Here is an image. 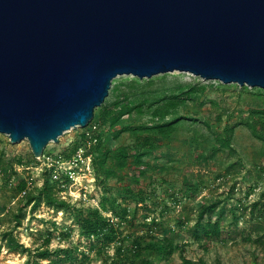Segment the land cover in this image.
Returning <instances> with one entry per match:
<instances>
[{
  "label": "water",
  "instance_id": "water-1",
  "mask_svg": "<svg viewBox=\"0 0 264 264\" xmlns=\"http://www.w3.org/2000/svg\"><path fill=\"white\" fill-rule=\"evenodd\" d=\"M264 89V0H0V133L35 158L119 75Z\"/></svg>",
  "mask_w": 264,
  "mask_h": 264
},
{
  "label": "rangeland",
  "instance_id": "rangeland-1",
  "mask_svg": "<svg viewBox=\"0 0 264 264\" xmlns=\"http://www.w3.org/2000/svg\"><path fill=\"white\" fill-rule=\"evenodd\" d=\"M133 79L139 82L150 80L139 79L133 75H119L113 80L112 87ZM154 79L156 82L163 81L167 84L180 82L207 86L203 96L204 104L200 105V101H197L196 116L201 120L210 121L215 126L220 124V128L226 123H236L233 145L237 152L233 157L226 152H221L207 162L198 161L194 157L196 152L192 155L190 143L186 140L196 134L205 141L209 134L208 129L203 123L187 122L186 127L182 128L172 143L163 144L146 156L151 166L140 184L132 183L129 178L122 181L117 179L108 181V187L119 201L122 200V195L117 192V189L125 185H132L135 189L142 188L149 195L148 207L138 203L136 211L131 214V219L123 221L119 218V222H123L120 223V237L128 238L127 243H130L138 236H144L146 241L153 237L173 236L174 242L181 244L182 251H175L169 258L160 263L154 261L153 264H182V252L192 260L203 258L207 264H264V245L250 243L244 239L248 236L256 239L258 235H261L254 231V226L260 220L264 210L262 214L259 212L250 214V206L258 200L260 193L264 190V171L260 169L264 167V157L261 154L263 144L254 136L246 121L250 108L264 107V95L255 87L206 80L185 71L169 72ZM186 110L193 114L197 112L192 105ZM229 115L232 116L230 119ZM147 120L145 117L143 122ZM83 129L74 127L65 131L58 142L49 143L44 153L56 156L70 152L72 143L79 138ZM131 143L132 138L129 133H123L118 140L111 142V146ZM19 158L22 159L23 164L18 163ZM34 158L28 140L13 143L7 134L0 133V264H26L30 258L27 252L9 250L5 245L4 235L14 228L13 213L17 212L21 205L20 198L14 194L19 180L32 177V182L38 187L42 185L40 170L44 160L35 158V161ZM2 161L3 164H1ZM232 163L235 166L228 171ZM10 164L18 174L12 172ZM6 167L7 169H4ZM95 178V174L92 177L89 176V179L79 177L78 183L68 187L66 198H71L77 206H90L94 202L99 204L105 191L102 185L93 183V180L92 187H89L92 192L91 197L85 205L80 201L82 193L91 184V179ZM187 178L189 184L197 188L195 191L184 192ZM250 187H256V189L248 195ZM213 200L219 201L218 210H225L226 217L230 220L232 208H235L234 214L238 215V222H233L227 232L223 233L224 241H198L192 233V226L196 222L199 203ZM239 206L247 210L236 209ZM130 207L134 211L136 202H131ZM152 218L156 220L154 223L151 221ZM180 219L185 222V227L177 225ZM222 224L227 227L229 225L225 221H222ZM14 233L24 247L31 250L46 247L45 240L49 235L51 239L48 247L53 250L59 247L78 246L89 255V261L84 264H109L116 249L115 244L111 243L101 251L98 250L101 248L100 244L96 249L90 250L89 241L80 234V229L74 223L71 212L56 211L45 204L40 205L34 212H31L28 207L23 225L15 229ZM261 233L264 234V232ZM31 259L33 260V256ZM35 264H48V260L36 261Z\"/></svg>",
  "mask_w": 264,
  "mask_h": 264
},
{
  "label": "trees",
  "instance_id": "trees-1",
  "mask_svg": "<svg viewBox=\"0 0 264 264\" xmlns=\"http://www.w3.org/2000/svg\"><path fill=\"white\" fill-rule=\"evenodd\" d=\"M255 88L264 95V89ZM206 91L207 86L198 83L174 82L167 84L163 81L156 82L155 79L146 82L133 79L114 85L102 106L95 109L94 118L90 123V125L95 124L98 127L97 142L92 145L91 149L94 154L93 167L96 183L99 186L102 185L105 191L99 206H77V204L60 198V182L53 180L49 172H44V181L40 187L29 188L27 180L21 178L14 192L15 196L20 198L21 205L17 212L13 213L14 228L4 235L6 247L11 251L21 250L29 253L30 258L26 264H35L36 261L41 260H48V264L67 262L84 264L89 261V255L80 250L78 246L59 247L54 250L49 248L51 235L45 240L46 247H38L35 250L25 248L16 237L14 230L22 226L23 220L27 216V208L30 207V211L34 212L40 205L45 204L56 211L71 212L74 223L80 229V234L89 241L90 250L96 249L100 244L101 248L98 250L101 251L107 245L114 243L115 254L109 264H153L154 261L160 263L175 251H182L181 244L175 243L173 236L153 237L149 241H146L144 236H138L130 243H127L128 238L120 237V223L123 222H119V218L123 221L131 219V214L136 211L138 203L148 207L149 195L142 188L135 189L132 185H125L117 189V192L122 195V200L119 201L108 187V181L110 179L122 181L129 178L132 183L140 184L141 179L147 175L151 166V163L146 160V156L152 154L161 145L172 143L182 128L186 127L187 122L203 123L209 133L205 141L196 134L186 140L190 143L192 155L196 152L195 159L207 162L210 158L220 155L221 152H226L230 157H233L237 152L233 145L237 124L230 122L220 128V124L215 126L210 121L201 120L196 116L198 113L197 101H200V105L204 104L203 96ZM190 102V105L196 109V114L186 110L190 106ZM248 113L246 124L254 136L262 142L261 154L264 157V107L250 108ZM145 117L148 120L143 122ZM231 117L229 115V119ZM107 127L109 129H106ZM123 133H129L132 143L112 147L111 142L118 140ZM85 139V133H80L79 138L72 143L70 152L63 155L69 157ZM17 161L23 164L22 159L19 158ZM233 166H235L234 163L230 165L228 171ZM10 167L13 173L18 174L13 165ZM260 169L264 171V167ZM186 180L184 192L195 191L197 188L193 184H189L188 178ZM250 188L248 195L256 189V187ZM25 190L26 193L21 196ZM131 202H136L134 211L130 207ZM218 208V200L199 203L196 222L192 226V233L198 241H224L223 233L227 232L233 222H238V215L234 214L235 208H232L231 220L226 217L225 210H218ZM236 209L247 210L243 206ZM263 210L264 190L260 193L258 200L251 204L250 214L256 212L262 214ZM109 214L110 216H108ZM259 219L254 226V231L261 235H258L256 239L251 236L244 239L250 243L256 242L264 245V234L261 233L264 232V213ZM151 221L154 223L156 220L152 218ZM222 221L228 223V227L222 224ZM54 225L57 227L56 223ZM177 225L185 227V222L180 219L177 221ZM171 232L174 231L171 230ZM181 255L182 264H207L203 258L192 260L187 258L183 252ZM31 256H33V260Z\"/></svg>",
  "mask_w": 264,
  "mask_h": 264
},
{
  "label": "built area",
  "instance_id": "built-area-1",
  "mask_svg": "<svg viewBox=\"0 0 264 264\" xmlns=\"http://www.w3.org/2000/svg\"><path fill=\"white\" fill-rule=\"evenodd\" d=\"M97 131H98V127L95 124L93 125L89 124L86 128H84V130L81 133H85L86 135L85 141L69 157H65L63 153L58 154L56 156L46 155L44 153L45 152L44 150L42 157L39 158V160L41 161L44 160L43 167L40 170L42 173V180L44 181V175H43L44 172H49L53 180L60 182V188H61L59 191L60 198L67 200L71 203L76 204L71 200V198L69 199L66 198L67 196L65 194L66 191L68 190V187L74 183L75 184L78 183L79 177H83V179L87 177V179H89V176L92 177L95 174L93 167L94 154L91 149H92V145L97 142V138H96ZM25 168L28 169L29 167H25ZM25 179L28 182L29 188L38 186L34 182H32L33 180L32 177ZM92 180L94 183L96 182V178L91 179L90 182L91 184H89L88 188H86L82 193V196L80 198L82 204H86L87 201L89 200V197H91L92 192L90 188L92 187ZM25 193L26 190L21 193V196H23ZM99 204L94 202L91 203L90 206L98 207Z\"/></svg>",
  "mask_w": 264,
  "mask_h": 264
}]
</instances>
